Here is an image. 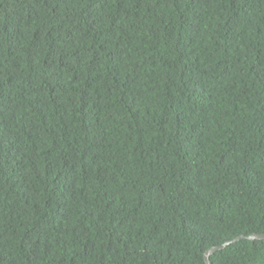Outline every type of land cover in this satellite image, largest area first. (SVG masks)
Masks as SVG:
<instances>
[{"label": "trees", "instance_id": "16d2710c", "mask_svg": "<svg viewBox=\"0 0 264 264\" xmlns=\"http://www.w3.org/2000/svg\"><path fill=\"white\" fill-rule=\"evenodd\" d=\"M254 233L264 0H0V264H206Z\"/></svg>", "mask_w": 264, "mask_h": 264}, {"label": "water", "instance_id": "95a60500", "mask_svg": "<svg viewBox=\"0 0 264 264\" xmlns=\"http://www.w3.org/2000/svg\"><path fill=\"white\" fill-rule=\"evenodd\" d=\"M243 239H248V240H252V241L253 240H264V233H262V234L254 233V234H251L250 236L241 235V236L236 237L233 240L225 242L222 245L214 246V247L210 248L204 254V259H205L206 264H212V262L210 260V256L212 254H214L215 252L220 251V250L226 248L227 246L232 245V244H234V243H236V242H238L240 240H243Z\"/></svg>", "mask_w": 264, "mask_h": 264}]
</instances>
